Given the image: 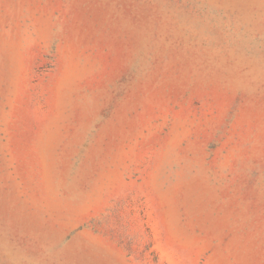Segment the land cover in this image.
<instances>
[{
	"label": "rangeland",
	"instance_id": "1",
	"mask_svg": "<svg viewBox=\"0 0 264 264\" xmlns=\"http://www.w3.org/2000/svg\"><path fill=\"white\" fill-rule=\"evenodd\" d=\"M0 264H264V0H0Z\"/></svg>",
	"mask_w": 264,
	"mask_h": 264
}]
</instances>
